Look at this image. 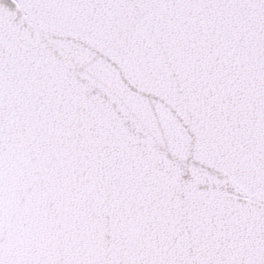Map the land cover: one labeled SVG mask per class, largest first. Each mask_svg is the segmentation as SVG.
Here are the masks:
<instances>
[{"label": "snow or ice", "instance_id": "obj_1", "mask_svg": "<svg viewBox=\"0 0 264 264\" xmlns=\"http://www.w3.org/2000/svg\"><path fill=\"white\" fill-rule=\"evenodd\" d=\"M0 264H264V0H0Z\"/></svg>", "mask_w": 264, "mask_h": 264}]
</instances>
